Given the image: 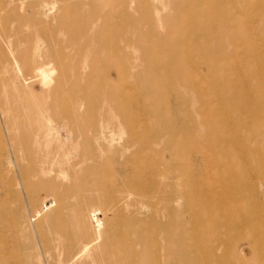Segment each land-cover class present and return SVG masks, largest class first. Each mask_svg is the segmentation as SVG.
Returning <instances> with one entry per match:
<instances>
[{
    "label": "rangeland",
    "instance_id": "obj_1",
    "mask_svg": "<svg viewBox=\"0 0 264 264\" xmlns=\"http://www.w3.org/2000/svg\"><path fill=\"white\" fill-rule=\"evenodd\" d=\"M13 1L0 0L6 29L0 24V264H131V250L142 253L135 245L140 235L212 230L206 219L234 206L229 195L264 197V154L247 162L235 133L217 123L225 112L219 102L211 95L201 101L182 82L194 70L206 75V63L235 74L255 64V53L264 56L263 23L249 18L261 0H231L244 16L222 26L215 0H44L49 12L37 24L28 0L10 15ZM200 27L214 33L203 35ZM115 29L124 36L118 43ZM97 30L109 40L101 53ZM139 47L171 68L149 72ZM100 59L117 91L106 102L99 100L101 87L71 80ZM183 59L189 63L173 66ZM29 70L38 80L20 81ZM31 92L39 106L28 120L15 106ZM43 120L51 133L40 129ZM99 131H111L114 141ZM198 214L206 221H197ZM256 223L264 228V217ZM241 235L230 234L229 244L245 248ZM229 264H264V248Z\"/></svg>",
    "mask_w": 264,
    "mask_h": 264
},
{
    "label": "bare ground",
    "instance_id": "obj_2",
    "mask_svg": "<svg viewBox=\"0 0 264 264\" xmlns=\"http://www.w3.org/2000/svg\"><path fill=\"white\" fill-rule=\"evenodd\" d=\"M13 1L12 10L10 15H14L16 6L20 8L21 0L19 3ZM191 1V0H190ZM217 6L215 10V17L219 19V26L227 25V20L231 18L235 20L238 14L243 18V10L238 9L231 0H215ZM260 5L259 12L250 14L251 20L259 21L263 23L261 29L258 30L259 34L264 33V0ZM194 2H199L194 0ZM228 3V4H227ZM15 5V6H14ZM28 7L31 9V21L37 24L41 21L40 15L46 16L49 8L44 0H28ZM78 6V5H77ZM75 4L72 7H77ZM51 10V9H50ZM237 12V14H235ZM112 15L115 13L112 12ZM228 15H232L229 19H226ZM35 16V20L33 17ZM10 17L6 15L5 18ZM117 17L121 18L120 14ZM241 18V20H242ZM238 20V21H241ZM191 27V19L187 21ZM2 30L5 31L4 24ZM102 24H106L103 22ZM194 26H198L195 21H192ZM117 27V23L113 24ZM200 26V25H199ZM261 26V25H260ZM198 28L203 35L210 36L214 33L212 30ZM227 34H231V31H226ZM102 30L96 31V36L99 41V47L95 49L96 53L100 52L109 44L108 37ZM115 39L114 43L122 41L124 38L121 29L114 31ZM264 36V35H263ZM101 39V40H100ZM264 39V38H263ZM108 40V41H107ZM173 42L180 40L174 39ZM248 41V39H245ZM166 47L169 45L166 43ZM140 48V47H139ZM94 49V48H93ZM142 51V65L149 72H153L159 68H171L167 64L163 63L160 59H149L148 55L152 54L150 50L145 47L140 48ZM180 49V48H179ZM248 49V48H247ZM90 52L92 49L87 47ZM181 51V50H180ZM209 52V51H208ZM209 54H211L209 52ZM109 56V53L107 52ZM107 55L104 54L105 59ZM253 55V54H252ZM256 57L254 65H244L238 69L236 73L227 72L226 65H216L213 63H206V75L200 74L198 71H193V78L188 80H182L188 90L191 93H195L201 101L206 100L207 95H211V100L218 101L220 106L224 109L223 116H220V122H217L223 130L233 131L236 135L235 141L240 146V149L246 154L247 162L253 164L255 162V153L264 154V56L254 54ZM100 64L92 63V65L84 66L88 67L86 76L74 77L71 80L83 81L86 85L91 87H101L105 92H102V99L100 101L106 102L108 99V92H111L109 79L106 78L108 70L110 69L108 63L104 59L99 60ZM56 62H52L55 67ZM189 63L188 59H183L178 62V65H173L175 68L180 69L183 65ZM11 65V62L8 63ZM14 64V63H13ZM71 64H69L70 66ZM172 66V68H173ZM15 67V66H13ZM59 65L58 69H61ZM46 70V71H45ZM44 71L47 72V69ZM209 77H208V76ZM46 78L49 75H45ZM77 76V75H76ZM95 77V78H91ZM37 79V76L30 70L24 73V77L21 76L20 81H32ZM70 80V79H69ZM67 81L69 84L70 81ZM8 85L18 86V81L6 79L4 81ZM60 83H63L61 81ZM46 84L42 83L41 87H45ZM211 87V88H210ZM42 89V88H41ZM90 91V90H88ZM112 92L117 93L113 90ZM111 92V93H112ZM96 93V92H95ZM98 93V92H97ZM180 97V95H179ZM181 98V97H180ZM186 100L185 98H182ZM15 110L22 116L28 117V120L32 117L33 113L37 111L39 102L31 92L30 95L21 96L16 100ZM42 106V104H40ZM216 112V111H215ZM217 116L219 113L216 112ZM250 114L251 118H246ZM227 118L231 120L240 121L245 119L244 125L233 124L228 125ZM260 122V123H259ZM255 123H258L255 125ZM209 131L213 130V125L210 122L206 123ZM40 129L42 131L52 132V127L49 120H43ZM247 133L244 137V135ZM99 136L103 139L108 136V141L112 143L114 136L111 131H108V135L104 132L99 131ZM255 138L259 139V142L255 145ZM116 142V141H115ZM232 141L229 143L228 148L232 146ZM228 153V150H226ZM235 172V170H234ZM198 178H202V172L197 171ZM246 175V174H245ZM244 174L240 175L242 178ZM191 194V183L186 186L185 189ZM174 195L179 194L177 190L174 191ZM245 195V193L243 192ZM233 205H226L225 212L220 216L210 214L207 219L205 216L196 215V220L210 222V229L212 230H201L199 228L186 229V228H166L161 230H152L147 234H142L138 237L135 245L141 250V254H138L131 250V264H229L233 261V258L237 261L244 260L246 254H249V258L258 257V253L264 248V228L257 226V220L264 217V197H255L252 193L250 197H244L242 194L229 195ZM132 208V204L128 205ZM127 207V205H126ZM133 209V208H132ZM233 210V211H231ZM206 219V220H204ZM239 232L242 235L240 238H245V248L238 247L237 245H230L229 240L231 239L230 234ZM239 238V239H240ZM230 255V256H228ZM232 257V258H230ZM231 260V261H230Z\"/></svg>",
    "mask_w": 264,
    "mask_h": 264
}]
</instances>
